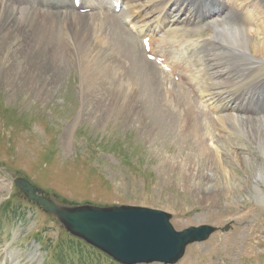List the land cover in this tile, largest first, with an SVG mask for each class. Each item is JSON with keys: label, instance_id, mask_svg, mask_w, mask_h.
Here are the masks:
<instances>
[{"label": "rangeland", "instance_id": "rangeland-1", "mask_svg": "<svg viewBox=\"0 0 264 264\" xmlns=\"http://www.w3.org/2000/svg\"><path fill=\"white\" fill-rule=\"evenodd\" d=\"M105 2L109 4V0ZM263 4L258 3V13L264 11ZM179 6H184L192 15V10L216 5L213 0H182ZM239 7L242 11L246 9L245 3ZM258 18L249 25V18L244 14L232 17L223 13L221 21L215 14L197 26L198 32H189L188 36H182V32H163L166 45L172 44L168 47L175 51L171 59L178 57L182 61L178 69L168 64L170 70L157 63L155 55L150 54L154 59H149L141 39L124 29L120 37L133 48L125 60L134 59L135 64H143L147 59L152 64L144 63L145 73L126 68V75L132 80L124 85L81 86L74 67L59 86L1 85L0 264H119L70 234L55 216L28 201L12 184L14 177L29 179L57 203L141 206L168 213L177 231L202 224L218 228L207 240L188 245L174 264H264V203L250 190L254 177L261 171L264 173V167L261 169L252 156L260 157V136L264 141V101H261L264 85L247 88L250 106L239 111L247 116L257 140L249 141L242 124L236 128L225 124V128L231 129L224 133L225 138H220L213 114L197 98L199 93L194 94L205 84V76L200 74L205 67L202 62L197 67L189 43L199 40L196 48H200L202 41L213 32V20H217L220 25L235 24L253 32L249 49L258 57L255 48L262 44L263 34L256 35L254 31L264 28V13ZM45 50L48 52L46 47ZM217 54L216 59L234 70L237 77L243 75V67L227 61L224 54ZM258 58L253 61L264 60V57ZM111 60L114 62L108 57L107 62ZM168 60L165 59L166 65ZM180 71L187 72L188 76L181 78ZM223 85L233 88L227 82ZM245 99L238 97V103ZM102 100L116 101L107 110L101 106ZM236 100L237 97L232 99ZM190 105L206 115L207 126H204L213 131L214 139H222L223 147L239 151L240 158L247 162L232 164L228 155L216 149L200 155L195 141L197 135L191 127L194 116L187 117ZM78 111L80 118L73 122ZM70 124L74 127L68 133L66 127ZM204 126L200 124L198 130L205 129ZM69 136L66 148L63 143ZM249 154L252 160L248 162ZM223 174L228 175L227 181ZM192 175L212 187L198 192L190 185ZM226 225L229 228L223 231ZM32 248L37 249L38 257L28 262L27 255Z\"/></svg>", "mask_w": 264, "mask_h": 264}, {"label": "bare ground", "instance_id": "bare-ground-1", "mask_svg": "<svg viewBox=\"0 0 264 264\" xmlns=\"http://www.w3.org/2000/svg\"><path fill=\"white\" fill-rule=\"evenodd\" d=\"M181 1L109 0L107 5L105 0H80L79 5L76 6L74 0H0V86L3 84L6 86L22 85L23 83L49 87L59 86L65 74H68L67 72L73 67L79 74L81 86L86 87L91 83L106 85L119 83L124 85L132 80L127 77L126 68L145 73L147 68L144 63L146 65L151 64V61L147 59L144 60L143 64H135L134 59L133 61L125 60L133 48L128 45L124 37H120L124 29L128 30L135 38H140L141 41L142 39L149 40V54L162 58L161 62L163 63L165 59H169L167 65L170 64L169 67L172 65V68L178 69V64L182 61L179 62L178 57L177 59L175 57L174 60L171 59L175 51L168 47L170 44L166 45V40L162 37L163 32L166 31L171 34L182 32V36L185 37L188 36L189 32H198L197 26L215 14L221 21L223 13H228L232 17L237 15L240 17L244 14L245 17L249 18L250 25L253 24L252 20L259 19L258 17L264 13L262 10H259L258 13L257 10L260 6L257 7L258 3L263 4L264 0H213L216 5L213 6L214 8H197L196 11L192 10L194 11L192 15L187 12L188 10H185L186 8L184 9V6H179ZM117 2L120 3V9L115 14L114 8ZM243 3L246 5L244 11L239 9ZM81 9L84 11H80ZM118 18L124 20L120 21ZM244 20L246 21V19ZM218 22L213 20V32H210L211 35L205 38L202 44L200 43V48H196L199 40L189 42L194 56L193 60L195 63L197 62V67L200 66L201 62L205 67V71L200 73L205 76V84L202 88L197 89V92L195 90L194 94L199 93V96L196 95L197 98L213 114L212 119L215 121V128L219 132L220 138H225L224 133L227 134L231 129L225 128V124H232L231 127L233 126V128L242 124L243 130L249 136V141L251 142L252 139L256 141L257 137H254V130L249 124L247 116L241 115L239 111L243 107L246 109L250 106L251 100L247 97V88L254 87L256 84L264 85V60L260 58L258 63L253 61L259 59L258 57H264V32L262 30L264 28L261 27L257 31L254 29L256 35L263 34L262 44H257L255 48V53L258 56L256 57L252 54L253 51L249 49V40L251 36L254 37L253 32L249 33L248 29L239 27V25L233 24L227 27L225 24H218ZM157 36L159 40L156 41ZM94 51L99 54H95ZM215 51L224 54L226 60L231 61L235 66L243 67V72H241L243 75L240 74L241 76L237 77V74L233 73L234 70L229 69V67L226 68L224 63L218 61V58L216 59L218 54H215ZM108 57H111L114 62L112 60L107 62ZM51 66L54 67L53 71L55 72L50 70ZM209 69L211 72L208 74ZM184 75L188 76L187 72L180 71L178 74L181 78ZM143 76L146 77V75ZM225 82L230 83L233 88H225L226 86L223 85ZM54 92L55 89L52 90L51 95ZM51 95L49 96L51 97ZM235 97L237 100L233 102L232 99ZM238 97H246V101L238 103ZM115 101L109 100V106L107 100H102L101 106L107 110L112 109L111 105ZM261 101H264V97ZM192 114L194 119L191 122V127L197 135L196 140H194L198 144L199 150H197L201 153H199L200 155L209 152L211 149H216V152L219 151L228 155L232 164L243 165L247 162V159L240 158L239 151L236 153L235 151L232 152L231 148L227 150L223 147L222 139L215 140L213 131L204 126V124L206 125V115L190 105L187 117L191 118ZM76 116L75 119L73 118V122L80 118L79 111ZM183 119L185 120L186 117L183 116ZM183 119L180 120L181 123H184ZM200 124L205 129L198 130ZM70 127H66L68 133L74 125L70 124ZM70 138L71 136L63 143L66 148H68ZM259 139L262 145L260 157L253 154L252 156L263 169L264 141L261 136ZM252 156L248 155V162L252 160ZM223 179L227 181L228 175L223 174ZM202 180L200 177L194 178L193 176L190 185L196 187L198 192L212 187L210 184L204 185ZM262 184L264 185V173L261 171L254 177L250 190L256 198L264 203ZM27 257L28 262L36 260L38 257L37 249L32 248Z\"/></svg>", "mask_w": 264, "mask_h": 264}, {"label": "water", "instance_id": "water-1", "mask_svg": "<svg viewBox=\"0 0 264 264\" xmlns=\"http://www.w3.org/2000/svg\"><path fill=\"white\" fill-rule=\"evenodd\" d=\"M12 182L27 200L54 215L68 232L121 264H173L187 245L205 241L217 230L202 224L177 231L168 213L141 206L58 204L26 178L14 177ZM228 228L226 225L222 230Z\"/></svg>", "mask_w": 264, "mask_h": 264}]
</instances>
